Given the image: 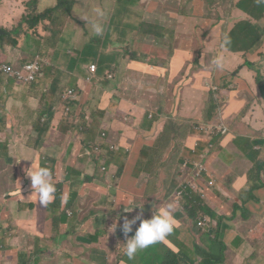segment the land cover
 Instances as JSON below:
<instances>
[{
    "label": "crops",
    "instance_id": "crops-1",
    "mask_svg": "<svg viewBox=\"0 0 264 264\" xmlns=\"http://www.w3.org/2000/svg\"><path fill=\"white\" fill-rule=\"evenodd\" d=\"M19 1L21 2V0ZM224 1L213 0L211 10L219 5L224 6ZM138 3L139 6L135 9V14H141L143 20L141 24L152 25L156 29H160L163 25V29H161L163 31L174 29V38H177V36H190L192 38L189 39L188 43L184 40V43L189 46L199 43L196 50L190 51V48L187 49L183 60L181 53L177 55L174 53L173 59L169 64L171 82L175 84L174 91L169 90L159 78L152 77L151 79L161 82L172 93L196 96L198 92H205L207 96L201 101L198 118L203 114L209 92H211L209 86H212L214 97L219 100V104L222 103V110L213 121L222 117L226 125H234L232 131L235 133V137L233 140L228 139L231 135L224 138L223 144L225 148L222 152L218 153L214 150L215 154L212 158L211 154L209 156L208 165L209 170L211 169V179L214 177L217 184L220 166L216 160L218 156H221L224 166L238 163L240 165L253 164V160L249 157L256 154L250 152L248 156L245 155L238 148L237 142L240 145L244 144L252 135L264 128V100L257 84L258 76L254 73L261 72V75H264V45L262 47L257 45L253 51L247 52V47L243 44L249 39L253 40V38L248 33L243 34L242 31L244 29L243 24L246 22H252L261 32L264 30V7L261 11H256L253 3L250 2L249 7L243 8L244 6L240 7V3L235 0L234 6L237 9L232 10L231 16L225 17L223 9V11L219 12L216 19L209 17V8L206 9L207 17L202 16L204 12H201V15H197L194 9L188 12L189 17L185 18L187 21L177 27V25L171 26L159 15L156 17L150 16L149 12L152 10L146 0H140ZM215 3L217 4L214 5ZM16 5H20V3H16ZM45 5L54 7L53 2L48 0L47 2H42L40 9H45ZM5 12L10 14L8 10H5ZM117 12L122 11L117 10ZM19 15L22 18V13L12 16L16 20ZM199 18H202L201 22L206 23V26H193L192 23L197 22ZM5 19V24L7 25L13 20ZM208 19L210 20L209 24L206 22ZM206 27L209 29V37L197 39L196 36L199 35L201 29L204 30ZM158 32L161 33L160 30ZM226 37L228 44L225 50H221V43L224 42ZM236 45L239 46L237 47ZM217 56H222L223 58L222 70H218L212 63V60ZM199 58L201 59V65L197 67L195 62ZM122 60L123 56L117 59L113 66L105 68L104 73L103 69L100 70V67L97 66L98 70L96 73L101 74L102 78L106 75L108 78L109 76L113 77L114 82L112 81L113 84L108 87L110 90L120 89L121 87L119 86L122 81L127 83L124 86H128L133 84L140 85L143 81L149 79H143L146 76L140 74L130 76L128 73H124ZM258 62L263 64L259 65ZM248 64L253 65L254 70L249 69L247 67ZM78 66L80 71L87 74L88 79L86 82H93L89 80L87 73V71L89 72V67L83 70L82 64L78 63ZM156 68H152V70L155 71ZM238 68V75L232 79L231 74ZM62 71L64 70L61 68L60 71L53 73L57 79L56 81L50 80L49 86L45 90L44 88L41 90L40 87V94L48 96L44 101L41 100L40 95H36L31 89L23 88L19 86L20 84L16 85L17 83L14 84L15 82H9L6 85L0 84V223L4 224V222H7L12 225L15 223L13 227L16 230V241H20V235L23 238L28 235V239L35 242L34 249L24 250L23 247L19 246L20 251L15 255H5L7 251L3 250L0 256V264H129L125 260L124 248H121L120 255L119 249H117L110 255L105 256L104 246L109 238L117 245H121L125 239L127 240L133 236L126 237L122 230L125 219L131 220L141 214L144 219H147L144 216L148 209L154 214L157 209L153 208L173 203V199L168 197L170 193H173L178 188L179 178L177 172L182 164H177L176 172L171 176L172 180L165 185V190H167L165 193H163L164 181L160 182L158 180L157 185L152 184L156 186L154 197L147 204V200H145L151 194L149 188L151 176L149 172L155 159L156 145L159 142L158 134L154 136V133H158L160 128H162L160 125L163 124V131H161V136H163L168 116L162 115L160 117L155 113L156 110L161 109V106L158 107L159 105H140L139 103V105L130 107L134 109L133 111L137 117L132 118L130 123H127L130 118L129 105L127 104L132 103L134 99H125L123 101V104L126 105L124 111H121L123 106L121 105L113 112V92L99 89L97 94L92 95L87 105L83 107L86 110L87 106L98 105L97 110L94 111V117L91 118L87 127L88 129L83 133L84 135H81L74 130L75 128L71 126L65 116H62V119L59 116L61 114L59 110L63 105L62 93L64 84L60 79L61 75H59V73H64ZM72 74L76 78L80 77L79 73ZM116 78L119 81H115ZM76 81H80L82 84L85 83L78 79ZM229 81L232 82L231 92L222 89V85ZM69 87L67 84V88ZM115 87L119 88L115 89ZM145 87L147 91L151 92L153 99L151 84L148 83ZM69 91L74 90L68 89ZM102 91L104 92L103 94ZM45 92L48 94H45ZM254 94L259 98V105L257 102H253ZM57 98L58 101L55 102ZM146 100L151 101L149 98H146ZM252 102L253 105L250 106L249 113L241 118V111ZM151 110H153V114L158 116V119L156 122H151L150 127V120L146 116L152 112ZM152 126L154 127L152 128ZM151 129L153 132H151ZM104 131L109 132L113 142L107 136L103 137V139L98 138L100 132ZM256 138L257 136L254 135V139ZM21 139L28 140L30 149L19 153L15 148L16 141ZM96 140L98 142L109 140L110 143H113V146L117 147L114 151L118 150L119 158L113 159L109 171L113 178L104 174L100 176L94 175L95 170L102 165L100 160L103 145L99 144L96 146L100 147V151L96 152L94 150V155L86 154L87 150L84 148L92 146ZM230 145L234 148L231 149ZM256 149H261V147H256ZM85 154L87 161L81 164L80 159L84 158ZM26 156L29 157L26 158ZM93 157H98V163L94 161ZM135 161H139V164L133 169L130 166ZM31 163L37 166H46L53 172L57 192L55 199L47 207H42L37 198L30 197L33 190L31 180L26 176L25 170L31 166ZM127 168H129L127 177L130 181V192L139 195V199H134L133 197L129 201L128 199H116V192L119 188L118 173L122 169ZM228 172H232V168L228 167ZM234 172L238 176L236 183L226 185V190L229 193H232L235 186L239 185L243 178L241 176L242 171L240 173L236 169ZM102 179L108 184L113 182V199L111 201L103 198L105 188L108 185L102 183ZM238 191H236V194ZM216 192V186L207 187L205 195L207 199H216ZM260 193L264 195V188ZM25 202L29 203L28 208H26ZM125 205L129 209L134 205L142 209L136 208L132 212H127L125 211ZM257 207L264 210V201ZM173 215L175 220L180 222L178 224L180 230L177 233L175 229L177 238L172 240L167 236L165 239L172 240L174 244L180 240L183 245L189 247L194 253L191 245L185 241V239L191 237L190 225L186 222L185 213L175 207ZM23 223L26 224V234H23L22 228L17 226V224L21 226ZM138 226L139 222L133 228L134 233ZM1 228L2 226H0ZM18 229H20V234H17ZM59 231L61 237H55L53 241L56 245L61 246L63 251L62 259L54 262L40 261L38 259L37 246L38 251L41 248L46 251L45 242H51L52 240H44L54 237ZM4 234L5 231L1 234L0 240ZM230 240L228 239V241ZM41 241H44L42 245ZM158 247L154 244L153 251L157 250ZM147 249L144 255L147 254ZM179 249L181 250L180 247ZM181 252L183 251L181 250ZM138 253L130 264H141L135 262L139 256ZM157 253L159 255L162 254L160 257H165L166 251L161 247ZM7 256H10L12 260H3ZM190 257L193 258L192 256ZM145 264L160 263L150 257L145 259Z\"/></svg>",
    "mask_w": 264,
    "mask_h": 264
},
{
    "label": "trees",
    "instance_id": "trees-1",
    "mask_svg": "<svg viewBox=\"0 0 264 264\" xmlns=\"http://www.w3.org/2000/svg\"><path fill=\"white\" fill-rule=\"evenodd\" d=\"M1 2L3 0H0ZM7 1H13V0H7ZM48 0H33L32 4L25 5L26 10H24L20 26L18 28L13 27H3L0 25V65L2 62L6 63V65H9L13 67L14 69H22L25 65L34 63L36 61L39 62L40 66L43 70V78H40L36 83L26 85L27 89H31L33 93L36 95L41 96V100H45L48 96L40 94V82L43 81L46 78L45 84L52 80L56 81L57 77L56 75H48L46 74V70L49 72V69H46V63L41 62V58L37 57L35 60L29 62V55L27 52L22 50L23 44L26 46H29L30 40L37 38L40 40V44L37 46L38 54L45 58L48 57L49 60H51L54 57V52L57 50V46L60 43V37L65 33V27L66 22L70 19V14L72 12V7L74 4H77L79 0H58V3L55 7L51 5H45V9H40V6H42V2H47ZM140 2V0H136ZM149 2V8L152 10L149 12L150 16L156 17L157 15L164 18V20L169 23L171 26L180 27L183 23H185L187 20L185 18L189 17L188 12L192 10H196L197 15H201V12H205L207 8L210 9L209 17L211 19L218 18L217 15L213 16L211 14V6L213 4V0H195V2L192 4V10L187 11L185 9L184 0H146ZM239 2V6L243 8H247L250 5V2L253 3V7L256 11H261L264 7V2L262 0H236ZM246 1V3H243ZM59 4V5H58ZM215 3L214 5H216ZM118 6V5H117ZM39 7V8H37ZM119 8V9H118ZM30 14H26V12L30 11ZM235 8L234 10H236ZM117 10H120L122 12H118L120 14L126 15L128 18L130 14H135V9L133 8H126L123 6H118ZM215 10V9H213ZM233 9H230L227 12V16H231V12ZM63 15V16H61ZM141 15V14H140ZM72 16V15H71ZM117 16V15H116ZM142 17V16H141ZM193 19V18H192ZM202 18H199L197 22L192 23L193 26H204V22H201ZM120 23L116 28L121 33V37L125 39L127 29L129 26H124L123 22L119 21V18L115 16L113 17V25ZM142 28H144L142 31L144 34H147V31L149 30L146 28L145 24H139ZM147 25V24H146ZM52 26V28H51ZM152 26V25H148ZM243 34H249L253 40L249 39L245 45L247 52L253 51L254 47L257 45H261L264 43V30L261 32L252 22L244 23L243 24ZM163 29V25L159 29H151L150 31L152 33H155L156 35H160L158 30L163 33H167L170 36H175V30L174 29ZM210 34L203 36V39H206ZM152 39H149V42H151ZM92 41L89 42L86 46H81L79 49L83 50V53H85V48L88 47L89 50H94L93 46L91 45ZM134 46L138 45V42H134ZM250 45V46H249ZM8 50H11V53L8 54ZM48 50V54H44ZM8 54V55H7ZM100 54V52H99ZM125 57H123L122 63L124 67V73H128L130 76H134L136 74H140L145 78L151 79L152 77L159 78L163 84L166 85V87L169 90L174 91L175 84L171 82L170 78V70L168 66V61L160 60L159 65L156 68V59L152 60L153 58H150L149 56H140L137 53H133L130 51L125 50L124 51ZM81 55V54H80ZM127 55V56H126ZM25 56V58H23ZM174 56V53H170L168 59L170 60ZM99 55L96 53L95 59H88L84 58L83 55H81V60H79L77 63H80L82 65H86L88 60H94L95 62L98 61ZM100 59L103 63V73L105 72V68H109L112 64H114L117 61V57L113 56V59L108 58L106 56H102L100 54ZM5 65V64H3ZM201 65V59L199 58L195 62V66ZM245 66V64H244ZM242 66V67H244ZM247 67L249 69L254 70V66L251 64H248ZM152 68H156L155 71L152 70ZM241 68V67H240ZM53 73V72H52ZM89 75V80L93 81H83L85 82L82 84L79 82L82 87H72L70 85L69 88H67V84L70 80L73 79V74H66V73H59L61 77L63 76L64 79H61V81L64 84L62 98H63V105L61 106L59 112L61 113L59 116L62 119V116H65L66 119H68L71 126H73L75 131H78L81 135H84L85 131L88 129V125L90 124L91 118L94 117V111L97 110L98 105H90L86 107V111L82 113V109L85 105H87L88 100L92 95H96L97 91L99 89H102L103 87L107 91L115 92L110 90L105 84L111 86L114 82V79L112 77H109L106 75L104 78H102V75L99 73H93L90 70L89 66V72L87 71ZM102 73V71H101ZM239 73V68L231 74V78L234 79ZM257 84L260 87V94L263 97L264 100V75H261V72H257ZM172 74V72H171ZM45 76V77H44ZM115 81H119L118 78H116ZM9 82H15L13 80L7 79L5 76H3L0 73V84H8ZM15 82L14 84H16ZM105 83V84H104ZM17 83L16 85H18ZM127 84L126 82L122 81L119 87H124V85ZM23 84H20L19 86H22ZM101 85V87L97 86ZM131 86V85H128ZM119 87H115V89H118ZM232 82H225L222 85V89L227 92H231ZM68 89H73V94L71 96L68 95ZM103 89V90H104ZM104 90V91H105ZM151 92L146 90V87L143 89L138 90L133 99L136 97L141 98H149L152 100V96L150 94ZM45 94H48L45 92ZM115 97V96H113ZM132 95L126 94L121 97V100L130 99ZM117 98V97H116ZM119 99V98H118ZM257 102L258 105L260 104V101L258 99V96L254 94L253 102ZM253 102L244 107V109L241 111L240 115L241 118H243L246 114L250 111V106L253 105ZM10 105V104H8ZM116 105L120 106V101H116ZM95 107V109L93 108ZM124 106V105H123ZM123 106L121 107V111L123 110ZM222 110V103L219 104V100L214 97V94L212 92H209V97L206 102V106L204 108L203 114L199 120L197 121H191V120H183L182 123L178 125V127L174 130V132H171L174 129V125L176 124L175 120V114L172 110H163L158 109L155 111L156 114H158L160 117L162 115L168 116V119L166 121V125L164 128L163 136L159 138V142L156 145V155L155 159L152 162L151 169H150V196L146 201L149 203V200L154 197L155 195V188L157 185L158 180L164 181V191L165 193L167 190H165V185L168 184L170 180H172L169 173L176 172L177 164H182L177 172V176L179 178L178 180V186L179 183L183 181L185 175L181 173L183 163L186 159L192 158V157H199L203 159V162L208 166V159L210 156V152L204 153L202 147V140L203 138L199 136V134L196 133L195 129L199 124H206L211 121H213L221 112ZM154 126H152L153 128ZM151 132L152 129H151ZM190 133L193 134L194 139L191 141L189 140ZM103 135V134H102ZM256 135V133L254 134ZM254 135H252L248 141L244 142V144L240 145L237 142V146L239 149L242 150V152L245 155H249L250 152H254L256 155H252L249 158L253 160V165L255 166L258 164L259 168L264 167V137H258L254 139ZM167 136L175 139H179L180 141H177V143L181 144L182 147V155L175 156L173 155L172 146L166 145V138ZM108 139L113 142V138L108 132L107 135ZM220 139V137H214L211 141L213 143H216L217 140ZM95 142H97L95 144ZM92 146H88V148L91 149L92 153L94 154V148L98 145V141L96 140ZM194 142V144H193ZM193 146V147H192ZM261 147V149H257L256 147ZM206 149L208 147L206 146ZM214 151V150H209ZM186 152V153H185ZM191 153V155H190ZM190 155V156H189ZM182 156V157H181ZM186 157V158H185ZM119 158V155L117 152H111L108 148L102 149V165L101 166H109L107 171H110L111 165L113 162V159ZM178 158H182V162L178 163L176 160ZM255 158V159H254ZM94 161L98 163V157H93ZM139 164V161H135L130 167L136 168V166ZM253 166V167H254ZM107 168V167H106ZM160 169V171H159ZM129 168L122 169L118 173V180H119V188L116 192V199H139L140 196L130 192V181L128 180L127 173ZM253 168L251 169V171ZM168 176H167V175ZM92 175V174H91ZM94 175L100 176L102 174V169L97 168L95 170ZM264 173L260 172L255 177L251 179L250 185H252V190L249 193V201H243L242 204L235 203L233 205V212L231 215L223 214L220 216V222L217 227H213L215 238L212 237V233H209L210 238L207 237L205 234H203L202 243L197 244V239L195 241L194 234L198 236L200 233L199 230H201L200 226H198V222L200 220L201 216H208L210 222L212 218L216 217V214L213 210H209L205 205L201 202L203 199L198 192L201 188H204L207 190V187L210 186V183H208V179H211V174H209L207 177H204L198 182H193L199 190L194 191L189 199L181 198L180 203H176V193L179 191V187L173 191V203L176 205V208L185 213V219L186 222L190 225V234L191 237L188 239H185V241L191 245L192 249L195 252L194 259L188 256L187 254H184L181 252L179 247L174 244L172 240L169 239H163L161 243L156 242V245L159 246L158 248L166 249L165 257H163V260H160V264H230L228 258L234 256L230 249L228 248L229 244L227 242L221 241L222 236V227L224 229L225 225L222 223L224 219L228 220H236L238 217H241L243 220L247 219L250 220L254 216L260 217V213L256 211V207L261 204V202L264 201V195L260 193L261 190L264 188L263 179ZM102 183H106L108 186L105 188V193L103 198L108 199L111 201L113 199V186L109 185L104 179H102ZM176 185V184H175ZM170 190V189H169ZM196 199H200L197 200ZM216 207L221 205H215ZM158 209V207L153 208ZM148 212V213H147ZM66 214V212H64ZM256 213V214H255ZM153 215V212L148 209L145 212V218L150 219ZM180 222H177V228L176 232L178 233L180 230V227L178 226ZM193 223V224H190ZM224 225V226H223ZM135 227V226H134ZM199 228V229H198ZM206 239H208V243H206ZM254 240V239H253ZM127 240L125 239L123 244H125ZM237 242V241H236ZM159 245H158V244ZM117 245L113 240L110 238L107 240L104 246L105 256L110 255L115 250L119 249V255L121 252V248H124V245ZM43 250L39 251V255ZM148 252L153 251V245L148 247ZM118 255V256H119ZM119 261V260H118ZM248 264H253L251 261H249Z\"/></svg>",
    "mask_w": 264,
    "mask_h": 264
},
{
    "label": "rangeland",
    "instance_id": "rangeland-1",
    "mask_svg": "<svg viewBox=\"0 0 264 264\" xmlns=\"http://www.w3.org/2000/svg\"><path fill=\"white\" fill-rule=\"evenodd\" d=\"M33 0H13V1H7L3 0L0 1V25L3 27H13L18 28L21 23L20 15L18 16V19L15 20L14 16L12 15H18L26 10L25 5L32 4ZM50 2H53L54 7L57 5L58 0H49ZM195 2V0H184L185 9L187 11L192 10V4ZM235 0H225L224 6L219 5L215 8V10H211V14L213 16L219 15V12L223 11L224 9V16H227V12L230 9H235L236 6H234ZM16 3H20V5H16ZM243 3H246L244 1ZM59 5V4H58ZM123 6L126 8H133L136 9L139 6V3L135 0H79L77 4H74L72 7V12L70 14V19L66 22L65 27V33L60 37V43L57 46L56 52H54V57L49 60L48 57H41L38 54L37 46L40 44V40L37 38H34L29 42V46H26L23 44L22 50L27 52L29 55V62L35 60L37 57H40L42 60L41 62L46 63L47 67L46 69H49V72L46 70V74L48 73L53 75L54 72L60 71L62 68V72L66 74L71 73H79L80 77L76 78L73 75L74 80H70L68 82V86L72 87H81L79 83H76V80H82L86 81L88 79L87 74L83 71H80V67L78 66V61L81 60V55H83L84 58L88 59H95L96 53L99 55L98 61L95 62L94 60H88L86 65H82V69L86 70L90 66H95L97 68L100 67V70L103 67V63L100 62V54L102 56H106L108 58L113 59V56H116L118 59H120L122 56L125 57L124 51H130L133 53H137L140 56H149L150 58H153L152 60L156 59V66L159 65L160 60H164L165 62L168 61V66L171 63L173 57L169 60V54L175 53L176 55L178 53L182 54V60L186 56L187 49L190 48V51H194L197 49L198 44H193L191 46L186 45V43L189 42V39L192 37L190 36H177V38L170 36L167 33L161 32L160 35H156L155 33H152L150 30L154 29L152 26H148L145 24L146 28L149 30L147 31V34H144L142 31L144 28H142L139 24L143 23L142 17L140 14H130L129 18L124 15L117 12L116 8L118 6ZM39 8V7H37ZM100 8L104 11L105 15L103 18L96 17L94 13V9ZM5 10L10 11L9 13H6ZM32 10L26 12V14H30ZM12 14V15H11ZM72 15V16H71ZM117 15V16H116ZM207 12L205 11L203 13V17H207ZM63 16V15H61ZM115 16L119 18V21L123 22L124 26H129L127 29V33L125 36V39L121 37V33L117 30V26L120 25V23H117L113 25V17ZM210 16V15H209ZM13 19L10 24H5L6 19ZM8 20V19H7ZM90 20H98L103 26H104V32L100 36H96L91 31V25L90 23H87ZM207 24L210 23V20L208 19ZM248 23V22H246ZM206 23H204L205 25ZM206 26V25H205ZM52 28V26H51ZM208 28L206 27L204 30L201 29V32L198 36H196L197 39L203 38V36L207 35ZM209 37V36H208ZM149 39H152L151 42H149ZM184 40L186 43H184ZM91 45L93 46L94 50H89L88 47L85 48V53H83V50L79 49L81 46H86L89 42H91ZM138 42L137 46H134V42ZM245 45V44H243ZM264 45L261 44L260 47ZM237 47L239 45H236ZM246 46V45H245ZM250 46V45H249ZM100 52V54H99ZM11 53V50H8V54ZM7 54V55H8ZM44 54H48V50L44 52ZM81 54V55H80ZM127 56V55H126ZM25 58V56H23ZM160 58V59H157ZM246 60V59H245ZM99 62V64H97ZM6 63L2 62L1 65ZM259 65H262L263 63L258 62ZM113 66V64L111 65ZM78 70V71H76ZM98 70V69H97ZM53 72V73H52ZM255 75L258 76L257 72H254ZM111 77V76H109ZM113 78V77H112ZM60 79H64L62 76ZM46 78L40 82L41 84V90L49 86V81L45 84ZM148 83L152 86L153 91V99L151 101L146 100V98L136 97L132 103L127 104L129 105L128 108L130 110L129 119L127 120V123H130L132 118H136V114L134 113V109L130 108L132 105H159L161 108L165 111L172 110L175 114V120L176 124L174 125V129L171 132H174V130L178 127L180 123L183 122V120H191V121H197L198 119V112L201 107V101L206 98L205 92H198L196 96H189L186 94L181 93H172L166 89V87L159 81L153 80V79H147L146 81H143L140 85L133 84L131 86H124L118 90H112L113 92V112L116 111L118 107H120L123 104L124 100H121V97L129 94L132 95L131 98L134 97L135 93L145 87ZM105 84V83H104ZM107 87L109 85L105 84ZM101 87V85H97ZM23 88H26V85H22ZM104 89L103 87H101ZM105 90V89H104ZM104 92L102 91V94ZM101 94V95H102ZM151 94V93H150ZM152 96V94H151ZM117 97V98H116ZM119 98V99H118ZM130 98V99H131ZM259 99V98H258ZM120 101L121 105H116V101ZM144 100V101H142ZM58 101V98L55 100V102ZM126 105L123 106V110H125ZM95 109V107L93 106ZM146 110V109H145ZM85 108L83 109V113L85 112ZM152 116L148 114L146 118L149 121V126L151 127V122H156L158 119V116L153 114V110H151ZM141 115V114H140ZM222 116V115H221ZM150 117V118H149ZM228 124V132L224 136H220V139L217 140L216 143H213L211 140L203 139L202 149L204 153L210 152L211 158L215 154L213 151L209 150H215L218 153H221L222 150L225 148V145L223 144V139L230 136L228 139L233 140L235 137V133L232 131L233 126ZM163 128V124L160 125ZM127 127V125H126ZM162 128H160L159 132H155L154 136L158 134L159 138L161 137V134L163 131ZM231 129V131H230ZM104 133L105 136L108 135L107 131L100 132L98 138L103 139V136L101 134ZM198 134V133H197ZM256 136L258 137H264V128L260 129L256 132ZM194 136L192 133L189 135V140H193ZM177 141H180L179 139L171 138L167 136L166 138V145L172 146L173 155L176 157L179 155H182V147L180 143H177ZM16 148L15 150L19 153L26 152L30 149V146L28 144L27 139H21L16 141ZM97 142H95L96 144ZM101 144L104 146V148H108L111 143L109 140L101 141L98 143V145ZM194 144V142H193ZM206 146L208 149H206ZM193 147V146H192ZM230 148L233 149L234 147L230 145ZM84 149L87 150L86 154L94 155L91 151V149L85 147ZM257 150V149H256ZM81 158L80 156V163L83 164L85 161H87V157ZM29 156H26L28 158ZM182 157V156H181ZM182 158H178L176 161L178 163L182 162ZM219 163V179L216 184V180L213 177L212 179H208V183H211L209 187H215L217 188L216 192V199H207L205 197L201 200V202L207 207L209 210H213L216 214L215 218H212L211 222L208 223V225L205 228H200L201 230L198 236L194 234L195 239H197V244L202 243V238L204 240L203 234H205L207 237L210 238L209 233H212V237L215 238L214 232L212 229L213 227H217L220 222V216L223 214L231 215L233 212V205L235 203L242 204L243 201H249V193L252 190V185H250V181L253 177H255L260 172L264 173V167L259 168L258 164L255 166L253 164L245 165L242 164H230L224 166L221 156H218L216 159ZM100 163H102V159L100 160ZM209 163V162H208ZM253 167V170L250 172V169ZM107 169L109 166H106ZM228 167L232 168V172H228ZM106 168L102 170V174L112 177L113 175L111 172L106 171ZM239 170L240 173L242 171L241 176L242 181L239 185L235 186L232 193L227 192L226 185H231L232 183H236L237 174L234 172L235 170ZM211 170V169H210ZM174 172L169 173L170 176H172ZM263 184H264V177ZM113 186V182L109 183ZM179 188L180 185L178 186ZM238 193L236 194V191ZM173 193H170L168 198H172ZM200 200V199H196ZM26 208L29 207V203H24ZM215 205H221L216 207ZM55 210V209H54ZM256 211L260 213V217H253L250 220L242 219L241 217H238L236 220H228L224 219L222 223L225 225L224 229L222 227V236L221 241L227 242V239H231L227 242L229 244L228 248L230 249V252L234 255L232 257H229V263L230 264H248L249 261H251L253 264H264V210L261 208L256 207ZM28 212H30L28 210ZM256 214V213H255ZM208 217V216H207ZM23 222H25L23 220ZM193 224V223H190ZM15 225V223H13ZM12 224H9L7 222H4V224L0 223V226L2 228L0 229V236L5 231V234L2 236V239L0 240V256L4 251H7L5 255H15L20 251L19 246L23 247V249H29L35 248V242L34 240H29L28 235H26L25 238H23L21 235L20 241H16V230L14 229ZM223 225V226H224ZM18 227L22 228V233L26 234V224L23 223L21 226L17 224ZM212 227V229H211ZM177 228V227H176ZM199 229V228H198ZM20 234V229H18V233ZM134 235V232L130 233L127 237H130ZM172 240L177 238L175 234V230L168 235ZM60 238V231L58 234H56L54 237L50 239H45L44 241L52 240L51 242H45L44 247H47V250L44 251L43 248L40 250H43L40 253V261H58L61 260L63 257V251L61 246H58L54 243V238ZM254 239V240H253ZM44 241H41V245ZM237 241V242H236ZM161 243V242H158ZM206 243H208V239H206ZM156 244V243H155ZM154 245V244H153ZM176 245L181 248V250L188 255L192 256L194 259L195 252L193 253L192 250L189 247H186L181 243L179 240L176 242ZM39 250V251H40ZM160 248L157 250L147 252L146 255L145 251L146 249L140 251L138 253V257L136 258L135 262H139L141 264H145V259L152 257L154 258L158 263H160V260H163V257H160L159 252ZM166 250V249H165ZM38 246H37V252ZM144 255V256H143ZM3 260H12L10 256L5 257ZM125 260L127 263H131L133 260H128L127 257H125Z\"/></svg>",
    "mask_w": 264,
    "mask_h": 264
},
{
    "label": "clouds",
    "instance_id": "clouds-1",
    "mask_svg": "<svg viewBox=\"0 0 264 264\" xmlns=\"http://www.w3.org/2000/svg\"><path fill=\"white\" fill-rule=\"evenodd\" d=\"M264 2V0H262ZM96 17L103 18L105 13L102 9L96 8L93 10ZM87 23L91 25V31L94 35L100 36L104 32V26L98 20H90ZM228 44L227 37L221 43V50H225ZM212 63L218 70L223 69V58L217 56L212 60ZM210 91H213L212 86H209ZM224 119V118H223ZM26 176L31 180L32 194L30 197H35L39 200L42 207H47L55 199L57 192L53 172L46 166H37L31 163V166L26 170ZM63 199V197H62ZM176 205L168 203L159 207L154 211L150 219H144L142 214L137 215L135 218L128 220L125 219L122 230L127 237L129 233L133 232V228L139 222V226L135 229L134 235L127 239L124 245V255L128 260H134L137 253L150 247L158 241L165 239L177 227V221L174 218L173 212ZM139 206H133L129 209L125 205V211L132 212ZM142 209V208H141Z\"/></svg>",
    "mask_w": 264,
    "mask_h": 264
},
{
    "label": "built area",
    "instance_id": "built-area-1",
    "mask_svg": "<svg viewBox=\"0 0 264 264\" xmlns=\"http://www.w3.org/2000/svg\"><path fill=\"white\" fill-rule=\"evenodd\" d=\"M90 70L93 73L97 72V68L95 66H92ZM0 73L7 79L13 80L23 85L36 83L40 78H43V70L38 61L27 64L20 70L14 69L9 65H0ZM72 94L73 91L68 92L69 96H71ZM195 131L203 139L213 140L214 137L224 136L229 130L228 126L225 123V120L222 117H219L216 121H212L206 124H199L196 127ZM102 136L106 137L104 133ZM108 149L111 152L118 151H114L115 149H117V147L113 146V143H111ZM94 150L96 152H99L100 147H95ZM104 167L105 166H101V169L103 170ZM105 170L107 171V168ZM181 173L185 175V177L183 181L179 183L181 188H179V191L176 193L177 204L180 203L181 198L189 199L190 195L194 191L199 190V188L195 184H193V182H198L204 177H207L210 174V170L208 166H206V164L203 162L202 158L192 157L185 160L182 166ZM205 192L206 190L204 188H201L198 194H200L202 198H205ZM209 222L210 220L207 216H201L198 222V226H200L201 228H205Z\"/></svg>",
    "mask_w": 264,
    "mask_h": 264
}]
</instances>
